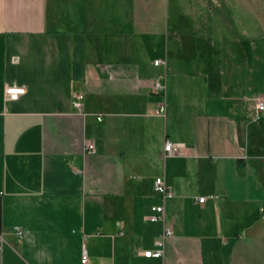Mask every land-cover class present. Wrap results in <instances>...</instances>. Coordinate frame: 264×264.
<instances>
[{
	"label": "crops",
	"instance_id": "0c3cea01",
	"mask_svg": "<svg viewBox=\"0 0 264 264\" xmlns=\"http://www.w3.org/2000/svg\"><path fill=\"white\" fill-rule=\"evenodd\" d=\"M223 2L0 0L4 264H264V112L250 86L248 3L235 1V47L204 29L176 36L197 53L194 68L170 52L176 14L218 10L229 27ZM5 86L25 91L8 99ZM166 140L185 153L164 157ZM157 176L173 197L153 191ZM158 204L164 220L148 219ZM166 224L163 254L144 256Z\"/></svg>",
	"mask_w": 264,
	"mask_h": 264
},
{
	"label": "rangeland",
	"instance_id": "374dc122",
	"mask_svg": "<svg viewBox=\"0 0 264 264\" xmlns=\"http://www.w3.org/2000/svg\"><path fill=\"white\" fill-rule=\"evenodd\" d=\"M225 1V0H221ZM236 0H230L232 4H225L221 6L223 16H226L231 21V26L228 27L224 23L225 18L220 17L218 10L215 12L206 11L205 17L201 16L197 10V7H184V11L179 12L175 18L174 30L176 31L174 39H171L170 52L172 61L184 68H194L197 65L198 55L197 53L185 51L181 45L176 42V36L184 33L194 34L196 37L200 31L215 30L211 39L220 38V45L222 48L235 47L237 43L234 41L233 36L236 30L239 29V23L234 24L242 16L241 13L243 6L237 5ZM240 2L248 3L249 6V57L253 80L250 82V86L253 89L256 96H264V0H238ZM210 9V7H208ZM188 10V13L185 11ZM203 10H206L204 8ZM239 11V12H238ZM239 18V19H238ZM232 37V38H231ZM225 38V42H223ZM196 48V47H193ZM208 49V48H207ZM153 58V55H150Z\"/></svg>",
	"mask_w": 264,
	"mask_h": 264
},
{
	"label": "built area",
	"instance_id": "2783aa9c",
	"mask_svg": "<svg viewBox=\"0 0 264 264\" xmlns=\"http://www.w3.org/2000/svg\"><path fill=\"white\" fill-rule=\"evenodd\" d=\"M166 61L164 59H154V64L155 65H161L165 64ZM166 86L165 83L162 82V80L157 79L154 82L153 85V90L155 92H163L165 90ZM5 94L8 99H17L20 94L24 93L25 89L22 87H9L5 86L4 88ZM83 98L84 95L82 93H75L74 94V105L78 108H81L83 105ZM255 105H256V115L257 117H260L259 115L261 112H264V96L259 95L255 97ZM166 111V102L162 101L159 103V106L157 108V112L159 113H165ZM98 119H101V116L98 117ZM87 149L89 153H94L96 151L95 143L94 141L90 140L86 143ZM185 153V149L183 145L180 143H174L170 140H166L165 145H164V151H163V156L168 157V156H177ZM153 191L165 200L167 198L173 197L174 196V191L172 188L166 183V180L163 176H157L154 179L153 182ZM199 202H203L205 200V196H201L198 198ZM152 210L155 212L148 217L150 220H158L162 219L164 220V205L163 204H158V205H153ZM264 215V214H263ZM16 233L18 234L19 237L23 236V230L20 227H16ZM173 235V229L170 224H166L162 233L155 239V245L156 249H146L143 251V255L146 257H160L163 254V249L165 245V240L166 238L170 237ZM6 240L4 237L3 233H0V264H4L2 260V252L4 249V244ZM88 261V254L86 249H83L82 255H81V262L82 263H87Z\"/></svg>",
	"mask_w": 264,
	"mask_h": 264
}]
</instances>
